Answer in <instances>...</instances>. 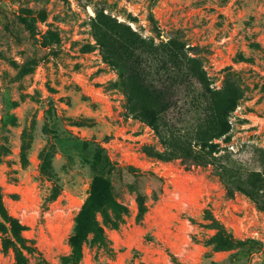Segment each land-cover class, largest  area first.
<instances>
[{
  "label": "rangeland",
  "instance_id": "obj_1",
  "mask_svg": "<svg viewBox=\"0 0 264 264\" xmlns=\"http://www.w3.org/2000/svg\"><path fill=\"white\" fill-rule=\"evenodd\" d=\"M104 18L191 47L211 88L238 98L216 149L262 169L248 157L264 151V0H0V264H71L100 177L123 208L98 214L105 243L89 234L79 264H264V210L246 192L147 153L167 150L130 110ZM4 213L23 226L20 258Z\"/></svg>",
  "mask_w": 264,
  "mask_h": 264
},
{
  "label": "trees",
  "instance_id": "obj_2",
  "mask_svg": "<svg viewBox=\"0 0 264 264\" xmlns=\"http://www.w3.org/2000/svg\"><path fill=\"white\" fill-rule=\"evenodd\" d=\"M106 22L123 41L122 50L113 49L110 58L123 77L130 110L155 131L167 150L161 154L148 149L147 153L165 161L180 159L187 167L211 165L225 182L229 194H233L235 188L242 190L264 210V151L254 148L248 157L262 169L243 170L238 164L241 159L234 158L235 154L216 149L215 141L231 130L229 117L237 107L238 98L228 89H212L201 62L190 54L191 47H186L176 37L156 44L129 25L104 18L103 24ZM102 41L110 52L111 41ZM242 160L249 162L245 158ZM112 192L109 178L96 180L71 236V264L80 263L83 244L89 234L105 243L98 214L109 221L108 209L123 208ZM139 205L144 208L142 200ZM4 218L9 224L7 230L16 239L7 240L16 247L20 258L22 249L30 250L22 235L23 226L6 213ZM218 235L225 245L233 242L222 230Z\"/></svg>",
  "mask_w": 264,
  "mask_h": 264
}]
</instances>
